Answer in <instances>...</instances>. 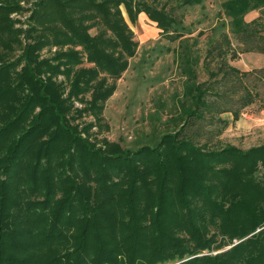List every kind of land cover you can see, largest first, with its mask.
Instances as JSON below:
<instances>
[{"label":"trees","instance_id":"trees-1","mask_svg":"<svg viewBox=\"0 0 264 264\" xmlns=\"http://www.w3.org/2000/svg\"><path fill=\"white\" fill-rule=\"evenodd\" d=\"M201 1L181 0L180 4L188 6L194 3L199 4ZM95 2L104 7L98 11L97 5H94ZM119 4L124 5L132 21H136L138 15L144 12L168 38L179 36L176 32L181 27L179 23L164 10L163 5H157L156 2L151 4L147 0H41L40 13L34 18L37 23L35 30H30L32 33L36 32L35 41L28 43L24 48L25 61L34 66V69L32 66H26L25 69L28 76L32 72L30 79L28 78L25 83L29 86L28 90L34 94L33 98L29 99L24 95L23 98L15 100L12 97L14 102H9L5 107L0 108V120L6 117L3 113L7 114L10 109L15 110L14 106L18 104V101L24 102L21 108L13 113L15 115L12 119H18V123L27 115L31 105L43 103L40 98L43 95L42 85L44 84L33 74L38 73L35 66L45 67L41 60L36 61L37 51L51 41L54 44L83 45L88 51V62L106 71L111 78L118 76L125 67V62L122 61L123 55H131L135 46L132 32L121 20ZM220 7V17L227 19L232 34L242 45L241 50H257L264 53L263 39L258 37L257 32L253 34L249 30L250 24L243 21L245 13L258 7L264 14V0H222ZM99 17L111 30L113 37L103 38L97 34L91 36L86 30L88 25H84V22L96 20ZM120 20L123 25L119 24ZM223 27L224 21L219 22L214 28V30L219 29V38L217 41H212L211 47H208L204 58L210 57V59H206L204 64L207 63L208 66L209 61L214 60L216 56L219 57L220 61L217 60L216 70L210 71L209 75L213 77L220 73V78L226 82L223 85H230V92L224 94L227 105L220 112L230 111L232 118H236L239 110L251 102L252 93L245 85H258L259 82L264 85V68L241 71L229 65L222 56L224 49L230 46ZM99 34L106 35L104 32ZM26 36L33 37L30 33ZM252 39L258 43L247 45V42ZM222 43L225 44L224 47ZM108 44H111L113 48ZM118 46L121 49L117 55H114L113 50H116ZM214 50H216L215 54L210 56ZM229 52L230 59H233L236 52L234 50ZM182 56L184 55L181 53L179 58L181 59ZM59 57L64 58L69 66L74 60L79 59L77 52L74 51L59 53ZM79 60L73 64L79 63ZM61 62L63 61H59L58 64ZM184 64L182 70L189 71L186 80H193L194 75L186 58ZM94 73L95 71L90 68L81 70L78 74L80 75L78 82L87 83ZM23 75L24 73L20 75L19 81L23 79ZM217 80L220 81V79ZM205 84L209 85L205 81L195 85ZM238 90L241 92L236 98H232L231 95ZM197 98L199 95H196ZM49 104V101H45L40 109L47 108ZM57 107L47 108L44 115L39 112L38 118L29 125L33 126V129L29 127L32 130L22 140L18 139L13 143L9 141L12 139L11 133L5 132L8 129H0V161L2 162L0 166H4L7 172L5 181L0 182V193H6L7 190L10 194V197L1 195L0 201L12 202V210L7 213L9 223L2 216V204H0V220L5 219L3 221L6 223L0 229V246L5 245L10 237L11 241L7 243L11 245L9 250L16 251L17 246L25 247L24 250H32L30 254L16 261L6 257L7 259L1 261L3 264H12L25 259L30 260L28 264H59L63 260L59 261L58 255H54L57 251L56 247L60 240L74 237L79 238L77 245L80 251H77V254L81 256L68 264H163L172 259H175V262L180 261L174 264H264V204L256 203L257 200L260 202V198L264 196V167L261 177L253 171L255 161L258 158L261 159L260 154L264 151V144L250 146L246 150H240L232 145L206 150L203 149V144L200 147L185 143L180 146L185 148V152L181 153L180 147L177 146L179 143H173L174 145L163 143L153 149L148 146H139L127 152L107 154L89 150L86 142L81 140L78 154L87 156L85 158H88V161L84 162L82 167L81 163L78 167L77 164L72 166L74 156L70 154L71 157L64 159L66 166L70 165L68 166L70 169L77 168L86 174V168L91 160L99 161L98 165L102 167L108 164V167L101 168L97 175L92 173V176L89 173L85 178L96 184L95 190L105 194H102L104 195L102 198H107L105 196H108L118 184L117 179L109 178V175H112L109 167L117 178L129 179L131 186L125 190L127 195L121 196L123 202L127 204L126 208L121 209L124 208L121 206L120 209L109 212L114 213V216H106L110 221L108 227L105 224L102 230V226L99 227L100 224L94 218L90 222L91 232L86 222H83L81 231L75 235L66 236V232L74 226L73 214L78 210L87 212L92 207L78 201H81L80 197L84 200V193L87 194L82 191L80 193L83 196H78L77 201L65 203L58 200L57 205H52L55 186L53 181L57 170L47 156L50 152L49 146H53L60 135L58 128L61 126L62 113L60 115V109ZM1 109L4 111L1 112ZM44 122L47 123L43 125ZM51 125L56 126L52 134L40 142V137L46 132V126L49 128ZM70 142L75 143L73 138ZM160 151L163 153L160 154ZM34 152L37 154L32 163L31 158ZM39 155L40 158L44 157L42 165L38 159ZM140 162L144 163V166L138 165ZM82 182L85 181L82 179ZM6 185H12V187L6 189ZM70 185H75L72 179ZM172 186L175 188L172 189ZM73 188L74 191L79 189L76 185ZM19 196H22V200ZM194 197L202 198L197 201ZM217 199L219 201L227 199L228 203L225 207L217 206L213 203ZM141 201L147 205L144 204L142 210H135L138 205L136 203ZM148 205L153 206V213H149L150 210L146 209ZM14 207L15 209L21 207L25 213L23 216L25 222H21L24 229L19 231L23 232L21 234L16 232L19 229H14L16 231L13 233L7 229L8 225L13 224L11 220ZM49 207H52L51 210H48ZM116 207L119 206L116 205ZM118 219L123 220L122 227L114 228L111 222L115 220L117 222ZM79 221L80 219H77V223ZM80 228L77 229L80 230ZM207 229L211 230V234L235 238L237 242L224 250L219 257L197 256L195 255L197 251L205 248L207 244V239L203 238ZM101 231L108 234L103 236ZM89 240L97 245L102 244L103 248H108L106 254L102 253L103 249H98L93 257H90L86 251L82 254L84 244ZM109 254L114 257H107ZM66 260L68 258L64 261Z\"/></svg>","mask_w":264,"mask_h":264},{"label":"rangeland","instance_id":"rangeland-1","mask_svg":"<svg viewBox=\"0 0 264 264\" xmlns=\"http://www.w3.org/2000/svg\"><path fill=\"white\" fill-rule=\"evenodd\" d=\"M147 1L151 4L156 2L157 5H163L164 10L174 17L175 22H178L181 26L180 29L176 30L179 34L178 37L168 38L162 32V29L157 28L154 22L149 21L144 12L138 15L136 21H132L124 5L119 4L118 9L121 20L132 32L135 46L131 55H123L122 61L125 62V67L118 76L111 78L106 71L94 63L88 62V51L83 45L78 43L54 44L51 41L37 51L36 61L41 60L45 67L35 66L38 73L33 74L44 84L42 85L44 87L42 89L43 95L40 98L43 103L31 105L27 110V115L20 119V123H18V119H12L15 115L13 113H16L24 103L18 101V104L14 106L15 110L10 109L7 114L3 113L6 117L0 120V129H8L5 132L11 133L12 139H9V141L14 143L18 139H24L33 129V126L30 127L29 125L38 118L39 112L44 115L47 108L51 109L58 106L57 108L60 109V115L62 113L61 126L58 128L60 135L54 145L49 146L50 152L49 156H47L49 161L55 164L57 170L53 181L55 186L53 187L54 202L52 205H57L59 203L58 200L65 203L77 201L78 196L82 195L80 193L82 191V193L86 192L87 194L85 195L84 193V196L82 195L85 197L84 200L80 197L81 201H78L90 206V208L92 207L87 212L78 210L73 214L80 221L77 223V219L74 218V226L69 232H66L68 237L81 231L80 227L83 226V222H86L89 226V232H91L92 224L90 222L94 218L100 224L99 227L102 226V230L105 228V224L108 227L110 221H108L106 216H114V213L109 212L115 211L117 208L120 209L121 206L124 207L121 209L126 208L127 204L123 202L121 196L127 195L125 190L131 186L129 179L122 180L117 178L111 172L112 168L109 167V172L112 174L109 175V178L117 179L118 184L115 189L109 192L108 196H105L107 198H102L105 194L95 190L96 184L92 183V181H87L85 178H87L89 173L90 175L92 173L97 175L101 168L108 167V164L102 167L98 165L99 161L93 162L91 160V163L86 168V174H83L77 168L70 169L68 167L70 165L66 166L64 159L71 157L70 154L74 156V160L71 162L72 166L77 164L78 167V164L81 163L80 166L82 167L83 163L88 161V158H85L87 156L84 157V154L79 156L78 154L81 140L86 142L89 150L107 154L123 153L139 146H148L153 149L163 143H179L180 145L177 144L179 147L185 143L200 147L203 144V149L206 150L219 149L227 145L246 150L250 146L264 143L262 141L245 142L242 136L229 130V116L220 111L227 105L224 94L230 92L231 87L230 85H223L226 82L220 78V73L213 77L209 75L210 71L216 70L219 57L214 56V60L209 61L208 66L207 63L206 65L204 64L206 59H210V57L204 58L208 47H211L212 41H217L219 38V29L215 31L213 29L222 18L220 17V2L222 0H202L199 4L194 3L188 6L181 5V0ZM40 2L41 0H0V81H2L0 83V108L5 107L9 102H14L12 97L15 100L20 97L23 98L24 95L29 99L33 98L34 94L31 90H28L29 86L26 84L32 72L28 76L25 69L26 66H32L34 69V66L32 63L25 61L24 48L28 43H34L35 41L34 35H36V32L32 33L30 30H35L37 23L34 18L40 13ZM95 3L94 5H97L98 11L104 7L98 2ZM121 20L119 24H122ZM257 20L252 22L249 27L253 34L264 30V14L259 12ZM84 25H88L86 30L91 36L97 34L103 38L107 36L113 37V33L100 17L96 20H86ZM223 30L230 42V46L226 47L222 54L225 61H227L226 58L230 53L229 51L239 52L242 45L238 43L239 39L232 34L230 25L224 24ZM101 32L106 35H100L99 33ZM28 33L33 37L27 38L26 34ZM257 43L256 40L252 39L247 42V45ZM108 45L113 48L111 44ZM222 46L224 47L225 44L222 43ZM120 49V46H118L116 50H113V54L117 55ZM70 51L77 52L80 59H78L80 62L77 64H73L78 61L74 60L71 66L68 65L64 58H58L59 53ZM215 52L216 50L210 56L214 55ZM181 53L184 56L180 59L179 55ZM237 57L239 58V56ZM185 58L194 75L193 80H186L189 71L182 70L183 65H185ZM181 60L182 62H180ZM59 61L63 62L58 64ZM261 64L263 66V63ZM186 65L188 66V64ZM88 68L95 71L92 78L87 83L78 82L80 71L88 70ZM23 73V79L19 81V77ZM217 79H220V81ZM203 81L208 82L209 85H195ZM252 87L258 93L259 101L256 102L258 104L264 96V85H253ZM240 92L239 90L236 91L235 95ZM196 95H199V98L196 99ZM45 101H49L50 104L47 108L41 110L40 108ZM2 111L4 109H1ZM46 123L42 124L45 125ZM55 127V125H51L49 128L46 126V132L40 137L39 141L41 142L51 135ZM71 138L74 139V144L70 142ZM35 147L37 148L38 144ZM184 149L180 147L179 152L184 153ZM162 153L160 151V154ZM36 154L37 152L33 153L32 163H34ZM40 155L38 159L40 165H42L44 164V157L40 158ZM260 155H262L261 159L258 158L253 165V171L259 177L263 175L261 172L264 167V151ZM0 164H2L1 161ZM138 165L144 166V163L140 162ZM5 173L7 172L4 166H0V182L2 180L5 181L7 177ZM71 179L79 189L73 190L75 185H70ZM82 179L85 182H82ZM11 187L12 185L5 186L6 189ZM174 188L172 186V189ZM1 195L10 197L7 190L6 193L1 192ZM71 196L72 198H70ZM19 198L22 200V196H19ZM194 198L200 201L202 197ZM17 202L21 204L20 201ZM11 203L9 200L0 201V204H2V216L7 223L10 222L7 218V213L12 210ZM213 203L217 206L225 207L228 200L219 201L217 199ZM256 203L264 204V196L260 198V202L257 200ZM136 204L138 205L135 210L139 211L143 209L146 203L141 201ZM116 205L119 207H116ZM51 208L49 207L48 210H51ZM146 209L150 210L149 213L154 211L151 205H148ZM13 212L14 215L11 220L13 224L8 225L7 229H10L12 233L16 231L14 229H19L16 232L21 234L23 232L19 231L24 229L21 222H25V217H23L25 213L21 207L13 210ZM3 220H0V229L3 225H6ZM122 221V219H118L117 222L115 220V222H111V225L114 228H121ZM78 227L80 230L77 229ZM112 230L114 231V229ZM102 234L106 236L108 233L103 232ZM203 238L207 239V244L205 248L197 251L195 254L197 256L212 255L219 257L224 250L237 242L235 238L211 234L210 229L206 230ZM19 239H21V236H19ZM10 241L9 237L6 244L0 246V264H3L1 261L7 259L6 257L16 261L27 256L32 251L30 249L24 250L26 248L23 246H15L18 249L16 251L9 250L11 245H7V243H10ZM91 241L85 242L82 254L86 251L90 257H93L97 254L98 249H103L102 253L106 254L108 248H103L102 244L97 245ZM78 242V237L60 240L59 245L56 247L57 251L54 253V255H58L59 261L63 260L59 264H65V262L68 264L73 259L81 256L77 254V251H80L77 245ZM107 257H114V255L109 254ZM67 258L68 260L64 261ZM28 262L30 260L25 259L12 264H28ZM176 262L180 261L177 260ZM176 262L175 259H172L163 264H174Z\"/></svg>","mask_w":264,"mask_h":264},{"label":"crops","instance_id":"crops-1","mask_svg":"<svg viewBox=\"0 0 264 264\" xmlns=\"http://www.w3.org/2000/svg\"><path fill=\"white\" fill-rule=\"evenodd\" d=\"M259 12H261L260 7L257 9H253L248 11L243 16V21L245 23H249L251 25L252 22H256L257 17L259 15ZM150 21V20H149ZM224 21V24H227L229 26V23L227 19L221 18L220 22ZM152 22V21H151ZM219 24V23H218ZM217 24V25H218ZM216 25V26H217ZM215 26V27H216ZM213 31H215L213 29ZM224 31V30H223ZM225 32V31H224ZM258 37L264 41V30L257 32ZM228 37V36H227ZM246 55V57H244ZM239 56V58L237 57ZM227 63L231 65L232 67H235L241 71H248L254 68H264V53L259 52L257 50H249V51H236V55L233 59H230V54L227 57ZM262 58V59H261ZM231 61V62H230ZM263 63V66L262 64ZM257 65V66H256ZM259 65V66H258ZM258 85H263L261 82ZM264 83V80H263ZM249 92L252 93L251 102H249L247 105L242 107L236 118H232V114L230 111H224L229 116V130H232L234 134H237L239 136H242V139H244L245 142L249 141H262L264 142V96L262 97L261 102L256 104V102L259 101L258 93L253 85H245ZM238 95L232 94V98H236ZM264 144V143H258Z\"/></svg>","mask_w":264,"mask_h":264}]
</instances>
